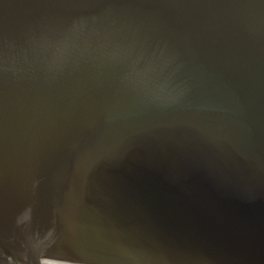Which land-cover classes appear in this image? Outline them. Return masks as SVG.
<instances>
[{"label": "water", "instance_id": "obj_1", "mask_svg": "<svg viewBox=\"0 0 264 264\" xmlns=\"http://www.w3.org/2000/svg\"><path fill=\"white\" fill-rule=\"evenodd\" d=\"M264 264V0H0V264Z\"/></svg>", "mask_w": 264, "mask_h": 264}, {"label": "bare ground", "instance_id": "obj_2", "mask_svg": "<svg viewBox=\"0 0 264 264\" xmlns=\"http://www.w3.org/2000/svg\"><path fill=\"white\" fill-rule=\"evenodd\" d=\"M45 264H49V262H47V263H45ZM51 264H67V263H63V262H56V261H54V262H52Z\"/></svg>", "mask_w": 264, "mask_h": 264}]
</instances>
